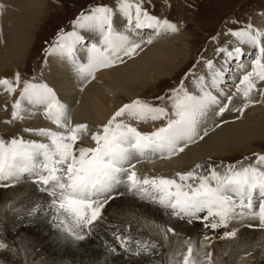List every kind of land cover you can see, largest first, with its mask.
I'll use <instances>...</instances> for the list:
<instances>
[{"label":"snow or ice","instance_id":"1","mask_svg":"<svg viewBox=\"0 0 264 264\" xmlns=\"http://www.w3.org/2000/svg\"><path fill=\"white\" fill-rule=\"evenodd\" d=\"M114 3L115 8L106 4L93 5L87 11L82 10L72 21L74 28L95 33L99 43L89 44V40L75 30H60L45 52L67 58L75 65L81 78H94L98 69L112 67L121 61L122 56H131L140 48L139 43L115 30L117 16L123 19V27L129 31L133 28L137 31L152 29L159 34L161 31L176 33L181 30L177 22L150 14L143 7V0H114ZM228 23L226 20V30L212 39L231 36L233 41L215 49L216 55L223 57L219 67L211 59L204 61L208 75H200L194 81L199 94L189 92L184 87V79H181L180 84L171 89V95L156 97L157 100L167 99L171 102V115L164 107L140 99L124 104L100 131L91 133L94 147L77 143L88 137V126H70L66 118V105L57 98L52 88L44 83L23 81L19 98L11 106V120L24 118L22 113L26 102L32 108L42 107L46 119L67 131L23 129L24 132L45 138L47 142L17 136L7 139L0 137V188L30 179L37 191L48 199L46 207L34 205L27 214L34 216L48 211L55 227L77 242L92 235L94 225L103 218L104 209L114 199V190L120 184H126L128 192L140 200L167 210L170 216L188 223L200 221L212 231L226 228L236 219L242 223L244 220H255L257 223H249L248 227L264 230V154L253 153L251 158L246 156L227 165L197 164L192 169L175 173L174 177H141L131 164L135 157H171L184 150L181 144L187 146L195 142L199 136L200 118L210 106L221 104L213 92L219 89L220 94L226 95L228 103L232 101V96L223 93L221 86L227 82V72L233 63L243 73L235 90L245 103L237 111L243 113L252 103L254 91L264 98V89L258 88V84L264 83V31L251 23L240 27L242 22L239 20L233 21L235 27H227ZM147 43H152V39L149 38ZM238 45H247L250 52L246 53ZM78 47L85 52L86 63L76 59ZM244 58L250 61V70L243 62ZM195 67L194 64L185 73V78L193 74ZM14 81L0 79V87L11 95L21 85L19 72L15 74ZM226 110L228 104H223L216 114L222 116ZM125 116L138 122L165 118L167 121L150 132H142L118 119ZM207 134L205 131L199 139H204ZM236 232L235 229L224 232L220 238H233ZM170 233L175 234V229L158 227L163 242L168 241ZM205 239L209 238L205 236ZM113 240L114 243L105 245L110 254H118V249H122L135 257L156 255L163 247L161 241L134 239L118 230L113 232ZM185 245L184 251L175 254L180 257L177 264H199V249H194L190 241H185ZM5 250L12 251L7 243L0 241V251ZM213 255L211 251L207 253L208 264H214Z\"/></svg>","mask_w":264,"mask_h":264},{"label":"bare ground","instance_id":"2","mask_svg":"<svg viewBox=\"0 0 264 264\" xmlns=\"http://www.w3.org/2000/svg\"><path fill=\"white\" fill-rule=\"evenodd\" d=\"M44 3L45 0H0V6H2L0 7V79L4 72H10L13 77L8 80L14 83L15 74L17 72H22L29 50L28 47L32 42L31 32L35 30L34 28L37 24H40L39 20L42 19L41 16L44 12ZM109 7L115 8L113 6ZM254 12H252V14ZM163 17L165 16L162 13L158 16L160 19H164ZM258 19L259 21L256 23V26L260 25V21H264V17L262 16ZM228 21H230V19H228ZM123 23V19L117 16L115 30L127 35L131 41L140 44V48L136 49L131 56H122L121 61H117L112 67L100 68L95 71L94 78L89 77L87 79H83L78 75L75 65H73L67 58L62 61L61 56L59 55L60 57H57V61H59L60 64H57L59 66L57 67L53 60L46 58V55L44 57L45 60L40 63L41 65L39 64L40 66L38 65L37 68L34 69L31 76H25L24 74L21 75L20 73L21 85L14 93L9 95L2 87H0V100L3 98H9L8 103L12 106L15 100L19 98L20 88L23 87L22 82L25 80L32 83L47 84L54 89L57 98L63 102L69 110V117L66 113V118L69 121L70 126H75L76 124H86L88 126L89 133L87 138H90L91 133L100 131L102 126L107 123L110 116L113 114V108H110L108 112V105L105 103V101L109 104L115 102V100L113 101L111 98L110 94H116L115 96L118 98L117 101L121 99V101L124 102L125 100L127 102H132L134 99L133 93L130 89H135L136 92H138L136 95L139 96L137 98H141L142 94L139 93V91H141L140 89L149 86V84L154 82L157 78L165 77L173 73L175 74L176 72L174 68L189 59L188 47L186 50L182 51L184 48L182 46V40L185 34L181 29L179 22L177 23L181 30L176 32L177 35H175L176 33L174 34L170 31H162L159 34H156L152 29H141L137 31L133 28L129 31L123 27ZM246 24H248V22H246L244 26ZM72 29L77 31L81 36L87 38L89 40V44L99 43V38L95 33L88 32L84 29L74 28V26L66 32H71ZM150 31L153 33L151 38L152 43H147L148 39H138L139 37H144L145 35L146 37L152 35ZM214 41L215 40L213 39L210 40V43H208L210 44L209 48L208 45L207 48L205 47L206 50L204 49L205 51L201 55L203 59L201 60L200 57V62L195 63L196 67L193 69V74L189 75L187 78H185V76L182 78L184 79V87L193 94H199L198 89L194 84L196 77L200 75H208L204 61L211 59L215 62L216 66L219 67L223 57L217 56L215 49L218 46L230 44L233 41V38L229 36L222 42L214 43ZM175 42L180 43L181 45L178 46ZM215 45L218 46L215 48ZM238 46L243 47L246 53L250 52L247 45ZM75 54L78 61L84 63L87 62L86 54L81 48L78 47ZM243 62L248 65L250 70V61L245 58ZM190 69H192V67ZM242 75L243 73L237 70L236 63H233L231 65V70L227 72V82L221 86L223 93L228 96H232L231 103H228L226 95L220 94L219 89L213 92L221 104L210 106L206 114L199 120V136H203L205 131L208 133L207 136H204V139L201 140L198 136L195 142L184 146V150L182 152L178 151L175 155L168 158H160L159 155H156L145 157L141 160H132L131 164L135 166L133 170L136 172L144 171L148 174H152V172L155 173L157 169H160L162 170V174L165 173L174 175L175 173L171 171L177 170L183 172L185 169H192L195 165L201 164L204 160L211 159L212 157L229 156L234 152H253V150L258 151L256 152L258 154H262L259 152V149L261 143L264 142V98H262L258 92L254 91L252 93V103L244 109L243 113L237 111V109L243 107V104L245 103L243 97L239 93H236L235 90V85L239 83V79ZM110 84L118 86H114L110 88L111 91H107L106 89H108L107 87ZM176 85L178 86V83ZM122 88L125 90H122ZM258 88L264 89V83L258 84ZM63 92L69 94V101L63 100V97H66V94ZM169 95H171V92ZM160 103H162L161 107H164L171 115V102L165 99ZM223 104H228V110H226L222 116L217 115L216 113L219 111V107ZM11 106L9 107L11 109L10 112H12ZM24 108L25 111L22 113L24 118L22 120L18 119L15 123L12 122L10 124H6L3 120V116H0V131H3L2 129H6V135L16 132L24 133L23 129H25L26 126L35 127V129L46 128L59 132L67 131L66 129L57 128L50 120L41 116L39 107L32 108L26 103ZM118 119H123L126 123H130L133 126H137L138 129H142V132H147L141 127L142 124H140L141 126H138L139 124H134L136 120L131 119L130 117L125 116ZM166 121L167 118L158 121L150 120L151 125L147 127H158L160 124H165ZM89 140L91 141V139ZM79 141L77 143L80 145ZM39 142H47V140L43 138ZM92 145L90 147L95 146ZM254 145L256 147H254ZM136 161H138V163L134 164ZM22 181L23 182H19L18 184L12 186L13 188L11 194L8 193L9 188H0V190H4L0 195V230L7 232V237L11 236L7 225H9L12 221H18L21 223L28 221L29 223H32V225L24 224L26 226L23 231H27L26 227L28 226L30 229L28 232H34L36 239L42 241V237H45L43 239H46V244L43 246L47 251L44 248L43 249L46 253H49H47V261L50 264H68V258L69 260L73 259L78 262H94V264H100L104 260L107 261L108 258L111 259L110 255H108V257L97 259V254L90 250L86 245L81 246L80 251L75 252L76 249L74 248L69 249L58 244L62 241L64 233L55 227L51 220V214L48 211H42L38 215L34 216H29L27 214L28 210L34 205L40 204L46 207L47 204L44 202H47L48 198L45 194L37 191L36 185H34L31 181ZM120 186L121 187L118 185L115 189L116 192H114V198H118L119 200L124 198V194L129 193L125 190H119L122 187L125 188L126 184H120ZM112 201H114V199L110 200L108 205L105 207V215L107 216L106 220L108 222L105 225H100L99 227L97 225L98 222L95 224L94 230L99 229L100 235H91L85 239L89 242L87 244L88 246L90 245L94 249L104 250L106 253L108 252L105 249L104 242H111L105 240L103 236L105 234L107 235L108 231L111 232V230H117L119 223L121 224L125 222L126 225L129 224L130 222L128 219L130 218L134 223H136L135 228L137 230H135L141 231L145 227L147 228L146 225L148 224L147 222L149 221L150 215L154 214V211L155 213L160 212L159 206H155L153 204L151 205L150 202L140 200L138 197L130 198L127 201L122 200L117 208L114 206L109 207V204ZM127 214L129 215L126 218ZM165 221L166 219L164 218L159 225H165ZM170 221L171 224L169 227L174 228L175 231L181 232L184 235L185 240L183 241V247H186L185 241H190L194 248H200L203 254L204 250L212 252V247L206 246L218 245L222 249V241L226 239H235L238 240L239 254L242 255V250H244V253H246L247 250H252L250 251L251 256H245V259H241L243 263L258 264L264 261L263 256H258L254 259V255L259 252L257 244L264 248V240L261 239L260 232L254 230L259 228H254L253 230L256 232H252L246 231V227L248 226H244L246 223H257L255 220H244L243 223L240 219L232 220L228 227L219 228L215 231L205 228L200 221L188 223L187 221H180L176 217L172 216H170ZM102 223L104 224V222ZM130 225L132 224L130 223L129 226ZM233 229L237 230L239 233H243V235L236 232V236L233 238H220L224 232L232 231ZM256 233L259 235H256ZM205 236L209 238L206 240L207 242L202 241L205 240ZM85 240L80 242L85 243ZM164 243L163 246H165L166 249H172L169 245V241ZM177 243L178 241L176 242V246L179 244ZM182 249H180V251ZM53 257L57 260H54Z\"/></svg>","mask_w":264,"mask_h":264},{"label":"rangeland","instance_id":"3","mask_svg":"<svg viewBox=\"0 0 264 264\" xmlns=\"http://www.w3.org/2000/svg\"><path fill=\"white\" fill-rule=\"evenodd\" d=\"M106 3L107 4L111 3L110 4L111 6H116L114 3V0H45L44 12H43V15L41 16L42 19L39 20L40 24H37L36 27L34 28L35 30L31 32L32 42L30 43L31 46L29 44L30 48L28 47L29 50L27 53L26 61L24 63L25 65L23 66L24 67L23 71L27 73L32 72L34 67L38 66V64L41 62V59L44 57L45 49L47 47V42L50 41L51 43L52 39L56 36L55 35L56 32H58L59 30L61 29L67 30L72 20H74L82 10L87 11L88 6H92L93 4H106ZM143 7L146 8L148 11L152 12L153 14L160 15L162 13L164 14V16L171 19L173 22L182 21L183 24H180V27L184 31V34H185L182 40L183 42L182 46L184 47L182 51L186 50L187 47L189 51V57H188L189 59H187L188 61L186 60L184 61V63L177 65L174 68L176 72L175 74L173 73L165 77L157 78L154 82L151 83L152 85L149 84V86H146L143 89H140L141 91H139V93L142 94L141 98H137L139 96L136 95L138 94V92H136L135 89H130V91L133 93L134 100L140 99L143 101H148L152 103L153 105H158L160 107L162 105V103H160L162 102V100H157L156 97L158 96L167 97L169 95V93L171 92V89H174V87L177 86L176 84L181 81V78L184 77L183 74L186 72L187 68L192 64V62H194L193 63L194 65L197 61H199L202 53L206 50L207 45L209 48L210 44L208 43H210L209 41L212 40V37L216 36L219 32H223L226 30L225 25H224V22L226 20L228 21V19H230L229 23L227 24V27H235L236 25L233 23V21L235 20L241 21L242 23L239 26L242 27L243 24L249 19V17L252 16L251 19H249L250 21L248 20L247 22L254 25L255 28L261 31H264V21L263 20L260 21L259 26H256V23L259 21L258 18L262 16L264 17V12H263L264 11V0H143ZM252 12L254 13L252 14ZM72 26L73 24H71L68 30H70ZM73 30L74 29H72V31ZM150 33L152 32L150 31ZM175 35H177V33ZM152 36H153V33L152 35L148 37H146L145 35L144 37H139L138 39L146 40V39L152 38ZM228 37L229 36H221L217 38L214 41V43L222 42L223 40H226ZM175 44L178 46L181 45L180 43H177V42H175ZM217 46L218 45H215L214 47L216 48ZM57 57H60L59 54H52V55L47 54L46 56L47 59L53 60L56 63V66L59 67L57 64H60V63L59 61H57ZM61 59L63 61L66 58L61 57ZM64 79L67 80L66 78ZM114 86L116 87L118 85L110 84L107 87L108 89L106 90L111 91L110 88ZM49 87L52 88L51 86ZM122 90H125V89L122 88ZM63 93L66 94V92H63ZM115 95L116 94L114 93L110 94L113 101L115 100L114 103L109 104L105 101L106 105H108V112L110 108L111 109L113 108L112 109L114 110L113 114L119 109V107H122L124 103L127 102L126 100L125 102L121 101V99L117 101L118 98ZM63 100L69 101L70 100L69 94H66V97H63ZM24 105H26V103H24ZM66 113L69 117L68 109ZM113 114L110 116V118L113 116ZM134 124L136 125L139 124L138 126H141L140 124H142L141 127L145 129L147 132H150L154 130L155 128L152 126L147 127L151 125L150 120L147 122L135 121ZM159 126H162V124H160ZM138 130L143 131L142 129H138ZM42 139L43 138H38L37 141H41ZM89 139L90 138H82L79 141L80 145H83L85 147H88V146L90 147L92 144L94 145V143L91 142ZM180 146L184 148L183 144H181ZM254 147L256 146L254 145ZM256 152L258 151L253 150V152L249 151V152H243V153L234 152L229 156L226 155V156L212 157L211 159H206L201 164H204L205 166L210 165V164L219 165L221 163L227 165L229 163H235L237 161H241L246 156L251 158L252 154ZM259 152L264 154V142L261 143ZM135 159L141 160L143 158H140V157L133 158V160ZM157 170H158L157 173L162 174L161 173L162 170L160 169H157ZM186 170L188 169H185L183 171H186ZM200 171H203V170H200ZM141 172L146 173L144 171H141ZM146 175L150 176L154 174L146 173ZM170 177H174V175H170ZM22 180L20 182H23ZM119 187L121 186L119 185ZM12 188H13L12 186L9 187L8 193L11 194ZM3 191L4 190H0V195L3 193ZM114 192H116V190ZM130 198H134L132 195H130V193L124 194V198L121 200H119L118 198H114V201H112L109 204V207L114 206L117 208V206L120 204L122 200L127 201ZM44 203L47 204V202H44ZM152 204L153 203H151V205ZM162 209L163 208H160L159 209L160 212L155 213L154 211V214L150 215L149 221L147 222L148 224L146 225L147 228L145 227L141 231L139 230L136 231L137 230L135 228L136 223H134L131 220V218L128 219V221L133 225V227L132 225L129 226L130 223L126 225L124 222V223L118 224L117 230L126 235H130L134 239H151V240L161 241L162 243H164L162 241V234H158V227L160 226L159 223H161V221L165 218L166 224L161 225V226L164 228H167L171 224V221H170V216L168 215V211L165 209L163 210ZM104 210L105 211L103 212V218L100 221H98V223L96 222L98 227L100 225H105L108 222L106 220L107 216L105 215L106 209ZM128 215L129 214L126 215V218L128 217ZM180 221L185 222V220H180ZM102 222H104V224ZM10 224L7 225V227H9V232L11 233V236L7 237V232L0 230V241L7 243L9 246V249H12V251H7V250L0 251V264H50L47 261V255L49 253L47 252L48 253L47 254L45 252L46 249L43 246L44 244H46V239H43L45 237H42V241H40L39 239H36L34 232H28L30 230L28 226L26 227L27 231H23L26 226L24 224L32 225V223H29L28 221L25 223H21L18 221H12ZM244 226H248V224L246 223V225ZM94 227H93L92 235L99 236L100 230L99 229L94 230ZM246 228H247L246 231H252V232H256L254 230L259 231L261 234L260 235L261 239L264 240L263 238L264 230L254 229V228H249V227H246ZM117 230H111V232L108 231L107 235L105 234L103 238L105 240L110 241L111 243H114L113 232ZM170 234H168L169 235L168 241L170 242L169 245L172 249H166L165 246H163L162 248L158 250L156 255H148V256L142 255L140 257L131 256L128 253H125L122 249H118V254L106 253L104 252V250H98V249L92 248L90 245L88 246L87 244L89 242L86 240H85L86 241L85 243L84 242L78 243L77 241L73 240L71 237H67L64 234L62 237L64 240L62 239V241L59 242L58 244L62 245L65 248H69V249L74 248L76 249L75 252L80 251V247L86 245L90 250L94 251L95 254H97L98 256L97 259L108 257V255H110L111 259L109 258L107 259V264H177V260L180 257H177L175 254L180 253L186 249V247H183V241L185 240L184 239L185 237L181 232H178V231H175V234H171V235ZM239 234L243 235V233H239ZM256 235H259V234L256 233ZM98 240L102 242L100 239ZM226 240L221 242L223 246L222 249L218 245L206 246V247H212V253H214L213 255V261L215 262L214 264H246V263H243L241 259H245V256H248V257L251 256L248 253H250V251L252 250H247V252L244 253L243 252L244 250L241 249L242 250V255H241L238 253V240H235V239H232V240L226 239ZM177 241L179 243V244L177 243L178 246H176ZM202 241L207 242L206 239ZM106 243L110 244L109 242H104V246L106 245ZM181 247L184 249H182ZM257 247L259 248V252L254 255V259H256L258 256L264 257L263 255L264 248L260 247L258 244H257ZM180 249L182 250L180 251ZM207 253L208 252L204 250L202 254L201 249L199 248V264H208V262L206 261ZM53 259L57 260L55 257H53ZM104 261H102L100 264H104ZM67 263L68 264H94V262H87V261L78 262V261H74L73 259L69 260V258L67 259ZM258 264H264V261Z\"/></svg>","mask_w":264,"mask_h":264}]
</instances>
